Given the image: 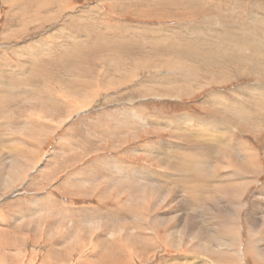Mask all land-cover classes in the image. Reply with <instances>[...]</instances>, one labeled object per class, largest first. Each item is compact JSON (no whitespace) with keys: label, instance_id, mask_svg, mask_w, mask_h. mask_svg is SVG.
I'll use <instances>...</instances> for the list:
<instances>
[{"label":"rangeland","instance_id":"rangeland-1","mask_svg":"<svg viewBox=\"0 0 264 264\" xmlns=\"http://www.w3.org/2000/svg\"><path fill=\"white\" fill-rule=\"evenodd\" d=\"M263 93L264 0H0V264H225L173 232L191 212L185 188L164 198L147 185L137 213L99 180L122 166L183 182L157 156L201 126L202 140L225 130L257 154L233 212L243 256L226 264H264V224L248 222L264 198V105L246 102ZM31 120L33 134L20 124ZM9 138L24 153L15 170ZM132 214L154 230L151 248L134 240ZM111 238L119 248H105Z\"/></svg>","mask_w":264,"mask_h":264},{"label":"bare ground","instance_id":"bare-ground-1","mask_svg":"<svg viewBox=\"0 0 264 264\" xmlns=\"http://www.w3.org/2000/svg\"><path fill=\"white\" fill-rule=\"evenodd\" d=\"M2 96L3 95L0 94V115L2 114L1 111L4 110L5 102V97ZM250 101H246L250 105V112L252 109H256V107L264 105V101L261 105L257 102L252 103V101ZM60 104L62 105L63 103ZM262 109L264 110V108ZM220 111L225 112L223 108ZM250 116H247V118H244L242 120L246 121ZM25 122L26 121L20 123L22 124V126H24V131H28L33 134L35 130V125L31 124L33 121H29L31 125L28 124V122ZM200 125L201 123H199L198 128L200 127ZM229 125L232 126L233 123H229ZM185 126L186 125H183V128H186ZM202 129L203 127L201 126L199 130L196 129L195 131L198 130L197 132H200V130ZM224 131L218 130L216 134H210V138L205 140H202V137L196 134L197 132L194 133L196 134L195 138H193L194 134L192 135L191 133L185 134L182 132L181 134H177L176 132L175 134L179 135V137L177 138L182 139L185 142L183 143V147L174 146L173 148H170L168 152H166V155H162L163 157L157 156V158L159 159L158 161L160 163L162 162L165 168L168 167V169L172 170V172L174 171L176 173H179L178 177L184 176L181 179L184 183L180 182V184L178 182H174L175 180L170 178V180L166 181L165 179H161L162 175L158 176V174H153L150 177L147 175L144 176L143 173L137 174L138 172L136 170L131 169L132 172H130L128 171V169L122 168L121 165L118 166H121L120 171L123 169L125 170V174L123 173L124 175L122 176V178H117L116 180H114L107 177L106 174H101L99 180L104 181L103 183L111 187V190L112 188H120L123 193L131 196L132 199H127L128 206L130 207V205L132 204L131 212L136 211L137 213H139V209L142 206V202L141 200H139L138 194L143 192V189H145L147 185H150L154 188V193L157 191L163 196L164 193L162 192H165L166 194L163 196L164 198L167 195H170L172 192H175L176 190L185 188V192L184 190H182L181 192L183 195L186 194L189 198H191L190 202L186 204L187 207H190L189 210L191 212L185 213V216H181L180 219L182 220V223L180 227L178 226L177 228H175L173 232H176V234H182V237L180 238H183V236L187 237L188 241L192 245V250L197 249V251H201L202 254H205L210 258L211 256L214 257L220 254L222 256L221 258H223L227 262H231V258H233V256H243L242 247H238L237 224L233 219V212L236 208L239 207L237 198L241 192H244L245 186L248 185L246 180H244V177L242 176V172H245L246 169L250 167H253L255 169L258 166L255 163L257 160L256 152H253L252 148H249L247 146L246 148L244 147V145H240V143L235 144L234 141L236 138L234 139V135H229V138L228 134ZM196 140H198L199 143H196L194 145V142H196ZM1 143H3V146L6 145L5 143H8L11 145V147H13L12 150H10V153H12V157L10 158L11 162L9 164L11 165V167L9 169L12 168L15 170L21 163V157L24 155L23 151L20 148H16L17 139L14 141L9 138L4 142L1 141ZM185 145L191 146L190 150L194 152L191 154V151H188V147L185 148ZM192 155L194 156L193 161L190 159V156L192 157ZM118 167L116 168L118 169ZM220 168L221 170H223V173H221L222 171L220 170ZM172 177L175 178V176ZM87 180L88 182H91V180ZM198 188L200 190L199 196H197L195 193L196 189ZM148 193L151 192L148 191ZM260 193L264 194V189L260 191ZM142 209L143 206L140 210ZM248 212L250 213L248 217L250 228H254L255 225L261 223L264 224V216L257 217L258 213H264V198L261 201L258 197H254L252 199L250 210ZM87 213H91L92 215L93 212L87 211ZM87 213L85 212V214H82L81 216H85ZM103 214H105V216L102 215V217H104L102 227L104 229L106 228L108 230H111L113 228L114 218L119 217H117V215L111 214L108 211L104 212ZM172 218L173 217H170L169 219L171 220ZM160 221L161 220H156V222ZM115 222L117 221L115 220ZM147 222L148 221L146 216L144 218L143 216L134 215V217H132L128 223H131L132 228H134L133 233L136 234L134 240H140L142 248L149 249L154 242L152 236L155 232L153 229L150 230ZM121 227L122 226H115V228H118L119 231ZM121 231L124 232L123 228L121 229ZM171 238L172 240L169 241H172L176 247L183 242L176 240V237L174 236H171ZM256 241L259 242L260 240L257 239ZM113 246L119 248V241H116L114 238H111L110 240L108 239L105 243V248L108 249L112 248ZM254 251L257 255H262L261 257H264V245L257 246L256 248H254ZM127 256L128 255L124 254L119 261L123 262V264H128V261H130L131 258L129 257V259Z\"/></svg>","mask_w":264,"mask_h":264}]
</instances>
